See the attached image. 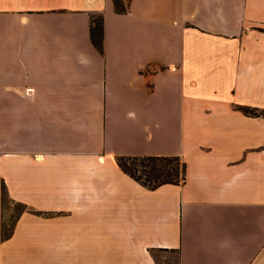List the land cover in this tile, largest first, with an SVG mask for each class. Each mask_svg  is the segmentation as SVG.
<instances>
[{
    "label": "crops",
    "instance_id": "crops-1",
    "mask_svg": "<svg viewBox=\"0 0 264 264\" xmlns=\"http://www.w3.org/2000/svg\"><path fill=\"white\" fill-rule=\"evenodd\" d=\"M243 107L264 111V0H0V264H264ZM141 154L183 180L116 163ZM1 185L27 207L5 236Z\"/></svg>",
    "mask_w": 264,
    "mask_h": 264
},
{
    "label": "trees",
    "instance_id": "trees-1",
    "mask_svg": "<svg viewBox=\"0 0 264 264\" xmlns=\"http://www.w3.org/2000/svg\"><path fill=\"white\" fill-rule=\"evenodd\" d=\"M89 34L92 42L99 48L101 40V14L91 19ZM243 110L246 111V107H243ZM247 111L264 114V111L257 112L253 109ZM116 163L129 176L148 187H155L165 182L179 183L184 178L185 164L177 154L117 155ZM4 196L7 197L4 187L1 185V201ZM1 235H7V231L1 229Z\"/></svg>",
    "mask_w": 264,
    "mask_h": 264
},
{
    "label": "rangeland",
    "instance_id": "rangeland-1",
    "mask_svg": "<svg viewBox=\"0 0 264 264\" xmlns=\"http://www.w3.org/2000/svg\"><path fill=\"white\" fill-rule=\"evenodd\" d=\"M1 208V229L7 231L8 234L9 226L13 224L17 214L27 207L23 203L12 201L9 197L4 196L1 201Z\"/></svg>",
    "mask_w": 264,
    "mask_h": 264
}]
</instances>
